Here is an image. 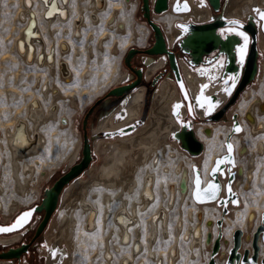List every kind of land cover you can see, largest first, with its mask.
I'll return each instance as SVG.
<instances>
[{
    "label": "bare ground",
    "instance_id": "bare-ground-1",
    "mask_svg": "<svg viewBox=\"0 0 264 264\" xmlns=\"http://www.w3.org/2000/svg\"><path fill=\"white\" fill-rule=\"evenodd\" d=\"M49 1L28 0L30 7H26L24 0H20L16 15L24 14V17H22L23 22L19 28V33L13 37V55L5 54L4 46L2 43L0 44L1 59L6 60L12 68H18V77L28 78L32 82L33 87L37 88L35 92L29 91L27 93L28 100L24 111L20 112L14 121L5 123L3 129L0 128V212L5 213L6 219L16 209L18 202L12 201L9 204L3 202V193L6 191V187L4 186V178L1 177L2 171H8L12 189L21 194L20 197L33 196V198L37 196L38 188L37 185L35 186L36 182L32 183L31 181L41 180L42 177L48 178L52 172V168H41L42 160L40 157L43 151L47 150V142L52 137L51 134L47 135L45 128L50 122L56 123L59 127L65 126L64 122L66 120L63 115H60L59 110L62 103L68 105L72 103L70 99L72 93L65 91L67 85L64 84L70 81V76H73L72 63L69 59L71 58L75 61L80 56L82 49L81 47H76V43L85 39L88 41V47H92L91 42L94 40L93 33L85 31V27L89 25L97 26L102 15L108 13L104 20L108 29H114L119 33L127 31V22L119 18L120 6L111 0H104L103 4L99 0H75L78 5L76 9L70 5V0H68L66 5L63 4L62 0H55L54 4L48 8ZM123 1L128 2V0ZM228 4L229 6L223 10V16L246 18L253 16L257 9H263L264 0H230ZM38 5L41 6L39 10ZM64 7L66 9H62ZM135 7L136 3L132 2V10ZM47 9V15H44ZM191 14L196 19L198 17L201 18L202 15L204 16V12L198 8H194ZM188 16V14L174 16L170 11H165L151 18L154 23H161L164 26L165 33H163L158 24L165 43L166 35L169 43L172 44L176 34L173 21L177 18L186 19ZM31 17L34 24V28L31 31H35V34H38V41L35 38H29V34L26 40L24 37V29ZM135 32L132 34L133 37L137 36ZM108 34L109 32L105 30L100 32L96 37L97 47H102L106 44ZM18 40L22 42V48L18 46ZM54 44H57V48L53 47ZM28 45L32 48L27 57ZM42 46H45L46 50H44L46 53H43ZM244 47L245 45L241 46L237 52V60H239L240 65L243 64L248 54V50L245 52L246 48ZM257 47L259 52L260 39ZM51 48L55 49V56L50 54L52 60L46 61L45 55L50 52ZM261 50L264 53L263 41L261 42ZM41 52L43 57L41 60L39 59L42 62H39L37 57ZM54 57L55 59H53ZM147 62V75H149L152 69H155L156 64L151 62V60H147ZM29 67L33 70L27 71ZM218 67L217 65L213 66L210 71L208 68H199L194 72L182 64V70L191 91L185 78H183L184 75L182 78L190 96H195L197 93L196 88L200 82L202 84L207 78L214 80L220 74L222 66L219 65ZM126 74L125 71L119 72L113 81L124 80ZM22 84L23 82L20 81V85ZM141 91V89L136 90L127 96L126 103L125 101L123 102V104L125 103L124 108L119 110L121 117L118 118V122L109 114L105 118L102 117L103 119L100 120L97 129L115 128L121 123L133 120L141 109ZM207 92L217 94L220 102L225 101L229 93L220 87L208 88ZM177 94L175 86L170 81L164 80L155 93L156 97H154L151 106L148 124L136 130L130 136L118 138L111 142L100 141L95 143V151H103V154L105 153L104 162L97 169H94V166L89 168L86 171V173L89 171L86 179L78 177L72 180L71 184L69 183L70 185L66 189L61 205L57 210L59 214L58 224L50 240L51 245L47 254L46 264H54L58 260L60 253L67 254V256L62 258L61 264H73L76 239L80 235L93 232H97V242L102 248L100 258L97 259L102 264H114L115 261L116 264H129L127 262L129 260L131 264H149L147 258L154 259L152 254H150L153 241L160 235L163 239L171 238L172 220H174V234L172 235V242L167 249L166 259L162 263L161 258H158L162 255V252H157L154 249L156 257L153 264H177L176 260L180 257L179 248L181 242L187 243L190 252L188 256H192L193 253L196 255L194 252L196 248H205L206 258L208 257L207 259H209L210 253H208V249L210 245L206 244L205 236L208 231L212 232L213 238L216 236L217 230L216 232L214 231V225L218 217L214 220L212 215L218 214L221 206L217 205L216 202L196 203L192 200L193 169H198L204 184L209 179L208 171L210 167L217 162L218 158L227 154L225 141L229 133L223 140L221 137L214 136L216 131L212 129L209 135L206 134V137H203L201 128L205 126L196 128L197 135H195L197 139H201V142L205 140L206 145L208 144L216 154H209L203 159L200 168L195 164L192 165L191 170V167L185 164L182 159L186 156L183 153L185 150L175 146L176 143L172 144L167 140V135L175 128L172 124L171 102L174 99H179ZM57 105L59 106L58 109H56ZM195 107L197 115L203 117V106L195 102ZM241 116V123L248 127L251 140L257 138L254 144V152L245 142L249 141L246 138L244 139L245 136L240 138L236 135L231 140L234 134L239 132L231 135L229 141L236 148L232 161L229 158L222 162L224 168L219 173V179L222 183L220 195L224 196V183L227 179L228 171H231L232 166L235 164L231 189L239 193L241 202L247 206L246 198L243 196L250 189V183L254 179L258 156L264 155V139L260 138L264 134V98L249 104ZM122 119L124 121H121ZM19 121L24 123V129H19L16 126ZM238 121L240 123L239 118ZM242 124H240V130H242ZM214 128L217 129L218 127ZM221 131H227V128H221ZM35 136L37 138L33 140ZM30 140L31 144L28 145ZM76 142V145L65 156L64 161H66V164L72 163L75 157L81 153L79 137ZM241 148H243L242 151H240ZM237 150L238 153L236 154ZM202 152H205V150L203 149ZM99 153L102 154V152ZM187 154L192 156L188 152ZM242 158H244V161ZM163 159H167L169 162L166 163ZM238 168H240V174L237 172ZM181 180L185 184L184 190L180 189ZM28 181L32 184L29 185ZM240 199L238 198V203ZM188 201L193 203L194 208H188L184 212V205ZM238 203L234 204L238 205ZM228 205L233 204L229 203ZM161 210L163 211L162 213L160 212ZM175 210H177V213H173ZM199 211H202L200 220L197 217ZM120 212H124L128 220H124L122 216L115 219V214H120ZM250 212H252L250 215L251 227L248 228L247 217ZM258 213L254 207L248 206L243 220L236 227L243 231L241 252L244 249H250L251 239L249 237V240L246 241L244 236L247 233L251 235L254 231L259 222L261 212ZM237 214L235 212V217ZM81 217L83 218L82 224H80ZM184 218L189 220L190 223L186 224ZM225 219L229 221L227 217ZM206 220L212 221L213 224L207 226L205 224ZM87 222L89 223L88 226H86ZM146 224L149 229L146 236L147 242L143 239V230ZM197 225H199L200 230L199 236H196L198 232H196V235L194 234ZM124 233V239L121 240ZM138 237H141V242L137 240ZM16 238L18 237H0V242L6 244ZM224 238L228 243L225 245L222 241L220 243V249L217 254V259L221 260L220 264H224L228 248L232 245L231 233H227ZM136 241H139L140 247L138 249L134 247L135 249H133ZM259 244L261 249V246H263L261 244H264V241H260ZM172 247L176 248L177 258L174 257L171 262L169 255L173 252ZM220 253H222L221 256H219ZM92 254L97 256L98 252L93 251ZM259 257H261L260 251ZM122 259H124V263H121ZM0 264H12V262L3 261Z\"/></svg>",
    "mask_w": 264,
    "mask_h": 264
},
{
    "label": "rangeland",
    "instance_id": "rangeland-1",
    "mask_svg": "<svg viewBox=\"0 0 264 264\" xmlns=\"http://www.w3.org/2000/svg\"><path fill=\"white\" fill-rule=\"evenodd\" d=\"M111 1L117 3L120 6L119 18L120 20L122 19L125 22H127V31L124 33H119L116 32L114 29L113 30L108 29V27L105 25L104 22L105 17L107 16L108 13H104L102 15V18L97 26L89 25L85 27V31H90L94 35L93 37L94 40L93 42H91L92 47H88L87 44L88 41H86L85 39H83L82 42L76 43V47H81L82 51L80 53V56L75 61L72 60L71 58L69 59L72 63L73 76H70V81H68L67 83L62 82L67 85L65 91L72 93L70 97L72 103L71 104L69 103V105L66 103H62L60 105L59 113L60 115H63L66 120V122H64L65 126L59 127L56 123L50 122V124H48L45 128L47 135L51 134L52 137L50 141L47 142V150L43 151L40 157V159L42 160L41 168L44 169L52 168L51 169L52 172L50 173L48 178L42 177L41 180L37 179V181L34 180L31 181L32 183L36 182L35 186L37 185L38 188V194L35 198H33V196L20 197L21 194H19L18 192L12 189V182L9 179L8 171L6 170L2 171L1 177L4 178V186L6 187V191L3 193V202L5 204H9L12 201L18 202L16 209L10 214L9 218H11V216L13 214H16L19 210L25 209L27 207L32 206L35 203H38L41 199L43 188L50 186L53 183V181H55L61 174H63V170L67 165L66 161H64L65 156L76 145L77 143L76 141L78 137L80 140V149H81L83 137L80 134V127H81V122L83 123L85 114L88 112V110L91 107L93 109V105L95 104V102H97L101 98H104V96L107 95L109 89L113 88L114 86H118V84L121 83L120 81L116 82L113 80L119 72L125 71L123 60L125 54L127 53L128 48L136 47V46L142 47L147 43L146 37L150 33V30L148 29L146 21L143 20L140 16L139 13L140 0H128V2L125 1L126 3L123 0H111ZM132 2L136 3V7L134 10H132ZM19 5H20V0H0V44L1 43L3 44L4 46L3 50L7 55L10 54L13 55L14 52L13 37L15 34L19 33V28L23 22L22 17H24V14H20L18 16L16 15L18 11L17 8L19 7ZM70 5H72L74 9L78 8L77 1L75 0H70ZM40 7L41 6L38 5V10ZM69 27L71 28L70 25ZM102 30L109 32L107 36L108 39L106 38V44H104V46L97 47L96 37L100 34ZM134 32L137 33V36L135 37H133L132 35ZM53 47L57 48V44H54ZM42 48L43 50L44 49L46 50L45 46H42ZM259 51H260V56L258 57V73L256 79L240 95V97L237 99L235 103L236 105L235 104H234L235 106L232 105L233 107L230 110L226 111L225 115L221 118V120L210 122L212 123L210 124V126L207 125L211 131L212 129L216 131L214 136H217L219 138L221 137L224 140L227 131L222 132L221 128L226 127L228 130V125L229 123H232L233 117H236L237 120L239 118L242 121L241 114L247 108V106L256 100H260L264 98V68H263L264 53L262 52L261 49H259ZM220 64L221 63L218 62L214 63L215 66L217 65V68H219L218 66ZM27 69H29L27 71L33 70L30 67ZM193 71L195 72L197 71V69ZM17 73H18V68L15 69L12 68L9 65V63L6 60L1 59L0 56V128L1 129H3L5 123L14 121L19 116L20 112L24 111L28 100L27 93L29 91L35 92L37 90V88L33 87L32 82L28 78L18 77ZM214 80H216V78ZM20 81L23 82L22 84L23 86L20 85ZM131 93L132 92L126 93L123 96V98L119 100L120 103L124 101L126 103V98ZM152 103H153V99L151 100L150 109ZM56 107H57L56 109H58L59 106L57 105ZM149 114H150V110L147 116L144 118L143 122H141L135 128L132 134H134L136 130L148 124ZM105 116H108L107 111L103 113V115L100 118L99 116L98 118L92 117L90 122H88L90 124L89 126L90 131L93 132L96 129L97 130L96 133L102 131L111 132L114 128H110V129L104 128L99 130L97 129L100 120L105 118ZM113 116H115V114L112 115V118ZM88 117L86 118V121H88L89 119ZM201 118L202 117L198 116L197 119H193L192 121L193 129H195V126L196 128H198L200 126H206V124H209V122H206ZM263 120H264V116H263ZM214 127H218L220 130ZM204 128L205 127H202L201 131L203 137L204 136L206 137L205 132L203 133ZM249 133L250 132L248 130V127L243 125V132L239 134H234L231 140L236 135H238L240 138L245 136L244 139L246 138V140H249L245 142L250 146V149L254 152V144L257 138H255V140H251ZM260 138L264 139V134ZM116 139L118 138L117 137L112 138L109 136H100L91 139L90 143L92 145L94 157L92 158L88 167L78 177L80 178L84 177V179H86L89 175V171L87 173L86 171L89 170V168H92V166H94V169H97L103 164L105 159V153L103 154V151H99L102 152V154L96 152L95 143H99L100 141L111 142V141H115ZM167 140L172 144L175 143L171 138H167ZM202 142L204 144L205 152H201L199 156L197 155V157L189 156L186 151H183V153L186 156H184V158L182 159L185 164L191 167V170H192V165L195 164L200 168V164L202 163L203 159L207 157L209 154L214 153L213 149L209 147L208 144L206 145L205 140H202ZM80 149H79V153H80ZM223 151H224V146H223ZM237 153L238 150L236 154ZM242 160L244 161V158H242ZM163 161H165L166 163L169 162L167 159H163ZM235 166L236 165L232 166V172H234ZM254 173H255L254 179L250 183V189L247 192H245V196H243L244 198H246L247 206H245L241 202L239 193L237 191H234L238 195V198L240 199L238 205L235 204L230 206L228 205V212L224 215L222 214V216H221V210L219 211L218 214L216 213V215H212V218L214 220L217 217L218 218L216 220L218 219L221 220L220 224L214 225L215 227L214 231L216 232L217 230L216 234L218 233L221 234L222 239L223 237L226 236L227 233L232 234V231L239 226V224L243 220L244 214L248 206L254 207L259 213L264 211V155L258 156L256 170ZM31 182L28 181V184L31 185L32 184ZM71 183L72 182H70V184ZM70 184H68L62 191L61 193L62 195H60L61 199L59 198L56 210L50 217L47 226L43 232L42 240L44 245L40 246V249L37 252V254H39L41 257L37 258L36 256H33L34 253H32L27 260H22L16 264H46L47 254L50 251V245H51L50 240L52 239L55 232V228L58 224L59 214L57 213V210L58 207L61 205L63 199L62 197ZM213 204L218 208V206L215 203ZM188 208H194L193 203L190 201L185 203L183 211L185 212ZM235 212L238 213L236 217H235ZM173 213H177V210H175ZM4 214L5 213L0 212V221H7L9 219V218L6 219ZM225 217H227L230 222L227 221ZM184 219L186 221V224L190 223L189 220H187L186 218ZM82 222H83V218L81 217L80 224H82ZM171 227H172L170 229L171 238L169 237L167 239H163L161 235L155 240L153 238L154 241L152 243V249L150 250V254H152V257L155 259L156 255L154 249L157 252H162V255L158 257L161 258L162 263L166 259L165 256L167 255L168 246L172 242V235L174 234V228H173L174 220L171 221ZM148 230L149 229L146 224L143 230L144 232L143 239L145 240V242H147L146 236ZM97 235H98L97 232H93L86 235H80L76 239L77 241L75 242L73 264H102L101 261H97V259L100 258V252L102 250L101 246L97 242ZM138 238L137 240L141 242L140 239L141 237ZM141 245L143 246L142 243ZM261 245L263 246H261L260 249V255H261L260 258H264V244ZM93 251H97L98 255L94 256L92 254ZM179 251H180V257L176 260L177 264H210L211 259L213 260L212 264L221 263V260L217 259L218 258L217 254H215L212 258L209 254V259H207L208 257L206 258L205 248H201V249L196 248L194 250L196 255L193 253L192 256H188L190 252L187 243L185 242L180 243ZM210 252L211 249L209 248L208 253ZM65 256H67L66 253H62V254L60 253L58 260H56L54 264H61L62 258ZM154 259L147 258L149 264H153ZM114 264H116V261L114 262Z\"/></svg>",
    "mask_w": 264,
    "mask_h": 264
},
{
    "label": "water",
    "instance_id": "water-1",
    "mask_svg": "<svg viewBox=\"0 0 264 264\" xmlns=\"http://www.w3.org/2000/svg\"><path fill=\"white\" fill-rule=\"evenodd\" d=\"M166 2L167 0H155L153 7L154 12L156 13L165 12L167 9ZM208 2L211 8L213 9V11L216 12L219 10V5H220L219 0H208ZM140 9L143 12L142 16L145 18L146 22L153 30L154 38H155L153 44L145 51L149 55L166 54L168 56L170 70L175 75L181 95L186 103V107L189 115L191 116L197 115L195 110L196 109L195 102H196L197 104L203 106L202 108L203 116H208V119L211 121H219L225 115L226 111L229 110L230 107L236 103V99L238 98L240 92L244 90V88L254 79L256 75L258 69V63H257L258 47H257L256 28L254 22L250 19L248 23L243 26L245 31L250 35V46L245 61L241 65L240 62L237 60V50H235L236 46L240 42L239 36L236 33H227L221 36L219 32L220 28L225 25L242 26L241 23L238 24L233 23V21L236 20L226 21L221 15H218L215 16L212 21L205 24H179V26L182 28L184 32V36L178 42V47L181 53L187 55L190 58L189 63L192 66L202 63L203 57L213 52H217L218 55L220 54L224 55L225 61L223 63V70L220 75V80L222 82L219 84H215L213 86L225 89L224 83L229 79L231 80L232 77H235V84L232 83V85L229 87L231 88L232 94L228 96L227 100L220 102L217 94L207 92L208 88L212 85L210 80L208 81L205 80V82L199 85V88L195 96H190V94L187 91L186 85L181 77L174 53L166 47L165 39L159 25L154 23L149 15L148 0H141ZM259 11H264V9H261ZM257 17L261 20L260 28L264 34V18H261L259 12L257 14ZM133 51H134L133 47L129 48L127 50V56L126 57L124 56V61L127 65H129V56ZM213 59L214 58L206 59L205 62L209 63ZM39 62L42 61L39 60ZM136 73L138 77H140L141 69H138ZM181 83L183 84V89H181ZM137 84L138 81H134L127 84H120L118 86H114L113 88L108 90L107 95L123 96L126 93H128L132 88H134ZM203 85H206V87L202 88ZM234 85L236 86L235 88L232 89ZM197 97H200V99L198 100ZM204 97H208L213 104H215L216 101H219V104H217L216 107L211 112H208L207 115L205 113L208 107V102L204 100ZM91 109L92 107L85 114L83 123L86 122V118L91 112ZM216 109L218 110L214 113ZM107 114L109 115L111 114V112H107ZM21 123L22 122L19 121L16 124V126L18 127V125H20ZM235 126H239V128L241 127L236 117H233L230 126V132L229 135L227 136L228 137L227 140L225 141L227 154L221 156L220 158L229 156L230 160L232 161V157L234 156V147L229 141V139L233 133L237 132L235 130ZM204 132L205 134L209 135L210 129L208 127H205ZM93 133L94 134L96 133V129L93 131ZM175 137L176 140L179 142L180 147L185 151H187L192 156L199 155L204 149L203 143L197 139L192 124L189 121L181 123V128L180 130L175 132ZM35 138H37V136H35L33 140ZM30 144H31V140L30 142H28V145ZM227 144L232 145V151L230 154L228 153ZM242 149L243 148H241L240 151H242ZM77 157H75L72 163L67 164L65 166L63 170V174H61L55 181H53V183L50 186L43 188L42 196L38 203H35L32 206L19 211L18 214H16L10 222L0 223V228H11V225L15 222L18 216H20L25 211L31 210V216L28 218L27 222L22 224L19 228L11 229L10 231H0V235L12 234L23 229L31 221L34 214L40 213L42 211L44 212V215L37 227L36 235L44 228V226L48 223L50 217L56 210L60 195L64 190V188L72 180L76 179L80 174H82L84 170L88 167L90 161L92 160V145L86 133H84V138L82 140L81 158L78 162L74 163ZM214 167H217V163H214L210 167L208 171L209 179L204 184L202 183V179L198 169L197 168L193 169V178H192L193 187L191 191V198L196 203L216 202L217 205L221 206V216H222V214L224 215L228 212L229 203L234 204L233 201H238V195L232 189L231 192H229L228 190L229 186L231 188V183L232 180L234 179V172H232V170L228 171L227 179L224 183V196L220 195L222 190V183L219 179V173L220 170H223L224 166L221 163L218 166L217 171L213 172ZM237 172L238 174H240V168H238ZM197 178H199V185H197L196 183ZM210 183L216 184L218 186L217 190H213L209 188ZM184 188H185L184 181L181 180L180 189L184 190ZM197 193L199 194L200 197L199 199H197ZM208 197H213V198L210 199ZM251 213L252 212H250L247 217V222L249 223L248 228L251 227L250 225ZM197 217L199 220L202 218V211H199L197 213ZM259 217L260 220L256 225L252 234L250 235L247 233L244 236L246 241L249 240V237L251 239L250 249H244L241 252L240 248L242 244L243 231L240 228H235L232 231L231 234L232 245L228 248L224 264H264V258L259 257V251H260L259 243L260 241H264V212H261ZM251 219H253V217H251ZM220 222L221 220L218 219L216 220L215 224L218 225L220 224ZM205 224L207 226H211L213 222L210 220H206ZM199 231H200L199 225H197L195 227L194 234L196 235V232H198V235L196 236H199L200 233ZM221 241L224 244L228 243L227 240H225V238L222 239L221 234L218 233L213 238L211 231L206 232L205 242L206 244L210 245L211 258L215 254H218ZM26 249L27 246L25 244H21L20 246L15 248L10 247L8 248V250L0 252V260L9 261L12 258L18 259L20 254L25 252ZM221 255L222 253H220V256ZM212 263L213 260L211 259L210 264Z\"/></svg>",
    "mask_w": 264,
    "mask_h": 264
},
{
    "label": "flooded vegetation",
    "instance_id": "flooded-vegetation-1",
    "mask_svg": "<svg viewBox=\"0 0 264 264\" xmlns=\"http://www.w3.org/2000/svg\"><path fill=\"white\" fill-rule=\"evenodd\" d=\"M154 1L155 0H148L149 2V15L150 17L154 18L155 15H159L162 14L164 12H160V13H156L154 12ZM220 5H219V10L218 11H213V9L211 8L208 0H167L166 4H167V9L166 11H170L174 16H178V14H188V18L186 19H180L177 18L173 21V25L176 29V34H175V38L172 44L169 43L167 36L165 35L166 38V47L171 50L174 53L181 77L184 75V72L182 70V64H184L185 66H187L188 68L192 69V70H198L203 69V68H208L209 71L212 69L214 65V63H221L220 66L221 67V71L220 74L216 77V80H211L210 78H207L206 80H210L211 81V86L209 88L214 87L213 85L215 84H219L222 81L220 80V75L221 72L223 70V63L225 61V57L224 55H218L217 52H213L207 56L203 57V62L199 63L198 65L192 66L189 63V57L183 53H181L179 47H178V42L181 40V38L184 36V32L182 30V28L179 26V24H205V23H209L210 21L213 20V18L215 16L221 15L226 21H231V20H238L242 26H236V25H225L223 27L220 28V35L223 36L227 33H236L239 38H240V42L239 44L236 46L235 50H237L241 47L244 46V48H246L245 52H247L248 46H250V35L249 33H247L245 31V29L243 28L244 25H246L248 23V21L251 19L254 22L255 28H256V35H257V43L259 45V39H260V48L261 49V42H264V34L261 30V20L257 17L258 11L253 14V16H249L246 18L243 17H236V16H230V17H225L223 16V10L225 7H228L230 3V0H219ZM139 5L141 6V0L139 2ZM139 6V13L140 16L143 20H145V18L142 16L143 12L141 11ZM195 6V7H193ZM194 8H198L199 10H202L204 12V16L201 18H194L191 14V11ZM261 8V7H260ZM175 9V11H174ZM264 9V7H263ZM209 13V14H208ZM206 17V19H204ZM195 19V20H194ZM200 19V20H199ZM146 21V20H145ZM148 29L150 30V33L147 35L146 37V45H143L142 47H134V51L130 54L129 56V65H127L124 62V66H125V73L126 77L125 79L119 83L120 84H127V83H131L134 81H138V84L132 88L129 92H133L134 90L137 89H141V93H142V105H141V109L140 112L137 114V116H135L133 118V120H130L129 122H124L121 123L119 126L115 127L111 132H99V133H95V135L93 134L92 131H90L89 126L90 124L88 122H90L92 117L95 118H99L103 115V113L107 112H111L112 115L115 114V116H113L114 120L116 122L119 121V117H121L120 114V109L124 108V104L123 102L120 103V99L123 98V96H112V95H105L104 98L99 99L97 102H95V104L93 105V109L89 115V119L88 121H86V123H82L81 122V127H80V134L81 136L84 138V133H86V135L89 138V141L93 138H97L100 136H109L112 138H124L127 136H130L132 134V132H134L135 128L141 123L143 122L144 118L147 116V114L149 113L150 109V104H151V100L156 97L155 93L158 91L159 89V85L162 84L164 82V80H168L170 81V83L172 85L175 86L176 92L178 93V97L179 99H174L171 102V114H172V124L175 126V128L172 130V132H170L167 137L171 138L178 147H180L178 145V141L176 140L175 137V132L180 130L181 128V123L182 122H186L189 121L192 124L193 119H197L198 116L194 115L191 116L189 115L188 111H187V107H186V103L181 95L178 83L176 81L175 75L172 73V71L170 70L169 67V59L168 56L166 54H162V55H149L148 53H146V49H148L154 42L155 38H154V32L151 29V27L148 25V23L146 22ZM163 31V33H165V30L163 29L164 26L161 23H158ZM230 29H235V31H231ZM241 33H243L244 35H241ZM262 40V41H261ZM238 48V49H237ZM127 56V53L125 54V57ZM260 56V51L258 52V57ZM258 57H257V63H258ZM214 58L212 61H210L209 63H206V59H211ZM147 60H151V62H153L155 65V69H152V71L149 73V75H147V70H148V62ZM239 61V60H238ZM157 66V67H156ZM138 69H141V73H140V77H138L136 71ZM183 72V74H182ZM257 73H258V69L256 72V75L254 77V79L244 88V90L242 92H240L238 98L240 97V95L245 91V89L256 79L257 77ZM185 78V75L184 77ZM182 78V79H183ZM185 81L187 82L186 78ZM184 81V83H185ZM201 84V82L198 84V87L196 88V90H198L199 85ZM186 85V84H185ZM232 85V81L229 79L224 83V87L225 88H229ZM187 86L190 90V86L188 85L187 82ZM236 85H234L232 87L235 88ZM158 88V89H157ZM215 88V87H214ZM191 91V90H190ZM128 92V93H129ZM230 94H232V92L228 93V96H230ZM227 96V98H228ZM226 98V100H227ZM237 98V99H238ZM236 99V101H237ZM120 103V104H119ZM175 104H179V108L177 109L176 112H173V105ZM236 105V104H235ZM233 105V106H235ZM231 106L230 109L233 107ZM219 109V108H218ZM216 109L214 111V113L218 110ZM229 109V110H230ZM184 114H183V112ZM182 113V114H181ZM212 113V114H214ZM125 119V117H124ZM124 119H122L121 121H124ZM201 119L205 120L206 122H209V124H206L205 127L210 126V122H215V121H211L208 119V116H203ZM221 120V119H220ZM218 123V122H217ZM240 124L241 120H240ZM208 125V126H207ZM230 126L231 123H229L228 125V130L225 134V136L227 135V133H229L230 131ZM194 132L196 134V126L194 129ZM243 132V125H242V130L239 131ZM204 133V131H203ZM238 133V132H236ZM238 133V134H239ZM197 135V134H196ZM225 139V137H224ZM178 142V143H177ZM94 157V152L92 150V158ZM81 158V155L75 160L74 163L78 162ZM91 162V161H90ZM21 211V210H19ZM18 211V212H19ZM18 212L16 214H18ZM13 214L11 216V218H9L7 221H0V223H8L10 222L13 217L16 215ZM44 215V212H40V213H36L33 215L31 221L21 230L12 233V234H2L0 235L1 238H5V237H12V236H17L18 238H16L14 241L10 242V243H1L0 242V252L6 251L8 250V248L10 247H18L21 244H25L27 246V249L25 252L21 253L19 258H12L9 261L13 263H19L22 260H27L28 257L32 254L33 256H36L37 258H40L41 256L39 254H37L38 250L40 249V246H43V240H42V236H43V232L47 226V224L44 226V228L36 235V230L37 227L40 223V221L42 220ZM17 234V235H16ZM0 262H3L0 260Z\"/></svg>",
    "mask_w": 264,
    "mask_h": 264
},
{
    "label": "snow or ice",
    "instance_id": "snow-or-ice-1",
    "mask_svg": "<svg viewBox=\"0 0 264 264\" xmlns=\"http://www.w3.org/2000/svg\"><path fill=\"white\" fill-rule=\"evenodd\" d=\"M257 11L259 12V15L261 16V18H264V11H259L258 9H257ZM233 23H237L238 24L239 21H233ZM230 30L231 31H235V29H230ZM241 35H244V34L241 33ZM20 46L22 48V43H21ZM231 80H232V83L235 84V77H232ZM203 87H206V85H203L202 88ZM181 89H183V84L182 83H181ZM224 91L225 92H231V88H225ZM197 99L199 100L200 97H197ZM204 100L208 102V107H207V110H206V113H205L206 115L208 114V112H211L216 107L217 104H219V101H216V103L213 104L208 97H204ZM178 108H179V104L173 105V112H176ZM235 130L237 132H239L240 131L239 126H235ZM227 149H228V153L230 154L231 151H232V145L231 144H227ZM226 159H229V156H226L224 158H218L217 162H216L217 163V167L213 168V172L217 171L218 166ZM196 183H197V185H199V178H197ZM209 188H211L213 190H217L218 186L216 184L210 183L209 184ZM228 190H229V192H231L230 186H229ZM199 198H200L199 194L197 193V199H199ZM208 198L211 199L213 197H208ZM233 203H238V201H233ZM30 216H31V210L25 211L20 216H18L16 218L15 222L11 225V228H0V231H10L11 229L19 228L22 224L27 222V220H28V218ZM53 251H55V250H53Z\"/></svg>",
    "mask_w": 264,
    "mask_h": 264
}]
</instances>
